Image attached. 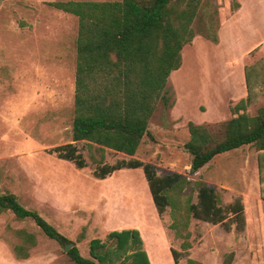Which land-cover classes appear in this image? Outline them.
Returning <instances> with one entry per match:
<instances>
[{"label": "rangeland", "instance_id": "obj_1", "mask_svg": "<svg viewBox=\"0 0 264 264\" xmlns=\"http://www.w3.org/2000/svg\"><path fill=\"white\" fill-rule=\"evenodd\" d=\"M51 1L63 0H0V193L14 194L65 241L48 238L30 219L2 211L0 264H76L63 244L73 242L90 258V239L105 240L111 230L131 228L139 231L151 264H185L187 258L219 264L228 252L234 254L231 264H264L258 151L243 145L189 174L191 156L183 149L189 121L216 128L247 96L248 114L264 106V0H202L201 19L216 12L218 41L196 34L184 45L181 66L167 79L168 104L158 99L149 135L133 155L72 140L77 18L50 6ZM66 143L76 146L84 167L57 156L54 148ZM130 158L150 163L159 176L177 173L189 180L170 192L175 207L158 214L141 167L122 168L103 179L93 175L98 165ZM200 182L218 193L222 205L241 200L242 231L234 223L226 231L186 214L185 204L196 202ZM18 229L36 240L26 259L13 251L21 243ZM170 249L178 254L177 263Z\"/></svg>", "mask_w": 264, "mask_h": 264}, {"label": "trees", "instance_id": "obj_2", "mask_svg": "<svg viewBox=\"0 0 264 264\" xmlns=\"http://www.w3.org/2000/svg\"><path fill=\"white\" fill-rule=\"evenodd\" d=\"M48 4L77 18L72 140H86L126 155H133L143 137L149 135L147 124L158 99L168 104L167 79L181 66L184 45L196 34L218 41L216 12H206L201 19L202 0H63ZM195 21L199 26L193 25ZM248 79L245 68L247 88ZM249 101L248 96L239 100L234 107L236 114L216 128L189 121L183 149L191 156L188 173L193 174L216 155L252 146L258 151V191L264 201V106L250 115L245 111ZM54 151L77 167L86 165L73 143L57 146ZM138 167L158 214L167 206L175 207L170 192L189 181L177 173L159 176L150 163L130 158L98 165L93 175L103 179L116 170ZM196 198L195 203L186 202L187 215L219 224L226 231L232 223L238 231L243 230L244 207L239 198L222 205L218 193L201 182ZM5 210L17 219H30L48 238L61 244L65 241L52 224L24 207L10 192L0 193V213ZM15 233L21 243L14 245V254L26 259L36 244L35 237L23 229ZM108 241L114 245L108 246ZM142 244L137 229L111 230L105 240H89L90 258L82 256L75 245L67 255L76 264H150ZM170 252L177 263L178 254L173 249ZM233 256V252L226 253L219 264H231ZM185 264L200 263L187 258Z\"/></svg>", "mask_w": 264, "mask_h": 264}, {"label": "water", "instance_id": "obj_3", "mask_svg": "<svg viewBox=\"0 0 264 264\" xmlns=\"http://www.w3.org/2000/svg\"><path fill=\"white\" fill-rule=\"evenodd\" d=\"M63 246H64L63 250L67 252L69 248L74 246V243L73 242H69L67 244H63Z\"/></svg>", "mask_w": 264, "mask_h": 264}, {"label": "crops", "instance_id": "obj_4", "mask_svg": "<svg viewBox=\"0 0 264 264\" xmlns=\"http://www.w3.org/2000/svg\"><path fill=\"white\" fill-rule=\"evenodd\" d=\"M143 248H144V246H143ZM147 253V252H146ZM147 257H148V259H149V256H148V253H147ZM152 259V258H151ZM149 262H150V264H151V261L149 260Z\"/></svg>", "mask_w": 264, "mask_h": 264}, {"label": "bare ground", "instance_id": "obj_5", "mask_svg": "<svg viewBox=\"0 0 264 264\" xmlns=\"http://www.w3.org/2000/svg\"><path fill=\"white\" fill-rule=\"evenodd\" d=\"M151 256V258H152V260H153V257H152V255H150Z\"/></svg>", "mask_w": 264, "mask_h": 264}]
</instances>
